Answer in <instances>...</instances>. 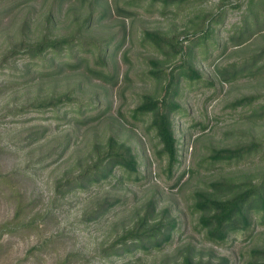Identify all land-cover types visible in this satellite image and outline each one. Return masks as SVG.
I'll list each match as a JSON object with an SVG mask.
<instances>
[{"label":"rangeland","instance_id":"374dc122","mask_svg":"<svg viewBox=\"0 0 264 264\" xmlns=\"http://www.w3.org/2000/svg\"><path fill=\"white\" fill-rule=\"evenodd\" d=\"M248 3L0 0V264H183L188 253L222 264L255 260L264 219L216 243L196 227L191 207L195 191L212 192L214 180H256L264 172V0ZM207 28L208 39H197ZM144 31L163 34V49L173 43L182 51L165 54ZM43 34L65 42L41 56L20 49L2 59L9 47ZM105 48L103 66L96 56ZM180 56L201 79L178 75ZM231 62L248 65L232 77L223 72ZM167 84L180 104L172 112L180 162L171 174L144 133L147 117L131 116L143 94L161 98ZM109 136L133 148L140 177L114 171L82 181ZM251 142L258 149L238 161L207 163L211 148ZM165 208L176 226L160 248L116 244L138 214L159 217Z\"/></svg>","mask_w":264,"mask_h":264},{"label":"trees","instance_id":"16d2710c","mask_svg":"<svg viewBox=\"0 0 264 264\" xmlns=\"http://www.w3.org/2000/svg\"><path fill=\"white\" fill-rule=\"evenodd\" d=\"M151 3L161 2L163 7L177 4L185 0H150ZM256 0H249L248 9L255 3ZM131 13V12H128ZM90 16H88L89 19ZM211 33L210 28L201 30L198 33L197 39L206 40ZM143 38L150 41V43L157 48H161L165 54L172 55L182 51L180 45L169 43L165 49L166 44L164 35L154 31H144ZM241 41V36L238 37ZM63 38H52L46 34L34 41L24 42L20 41L17 44L9 47L7 52L3 53V58H7L10 54L17 50L23 49L25 53H35L41 56L44 51L57 48L60 46ZM243 43V42H240ZM73 53L72 50H68ZM107 48L99 50L96 56V62L105 66V53ZM181 63L178 65V75L184 76L189 83L193 80L201 79L200 72L194 68L189 59L180 56ZM154 68L151 73L157 75L159 73V65L156 60L150 61ZM248 64L245 62L238 65L237 62H231L223 67V72L231 73L232 77L245 69ZM173 78V75L171 74ZM228 80V79H227ZM177 91L176 87H171L167 84L164 95L161 98L154 97L150 94H143L141 101L131 110V116L134 119L147 117L144 120V133L154 140V148L156 150V157L160 165H164L169 174L179 164V149L178 139L175 135L172 112L180 108V104L173 99V95ZM253 100L252 96L238 100V103L243 101ZM50 102L45 101L48 105ZM262 106V105H261ZM264 107V104H263ZM256 142H251L250 145L240 147H216L211 148L206 157L207 163L214 165L218 162L238 161L256 151L258 149ZM164 162V163H163ZM150 165V164H149ZM146 169V168H145ZM116 172L126 177L138 178L141 171L138 168L136 153L133 148L124 141H118L113 136L106 139L103 154L95 163L89 166L81 174L82 181L86 176L92 175L88 181L90 183L98 182L100 179L108 178ZM86 179V180H87ZM80 181V182H82ZM80 186H88L83 183ZM212 192L195 191L194 201L192 206L197 211L196 227L199 228L206 239L216 243H223L230 239L233 235L240 231H246L254 219H264V172L261 173L260 178L256 180L234 181L231 178H221L212 181L210 184ZM110 203L109 205H112ZM150 205V204H149ZM107 208L106 206L103 209ZM100 210H98L99 212ZM153 211V208L152 210ZM153 212H145L138 214L135 218L134 224L126 228L120 235L116 244L120 245L126 251L139 250L150 251L152 249L160 248L163 243L168 242L174 233L176 221L170 216L168 209L165 208L159 214V217L152 215ZM1 224L0 226L5 225ZM152 248V249H151ZM255 260H248L246 264H264V248H256ZM224 261L227 259L223 258ZM183 264H222L215 262L210 258L204 260L202 256L185 255L182 260Z\"/></svg>","mask_w":264,"mask_h":264}]
</instances>
